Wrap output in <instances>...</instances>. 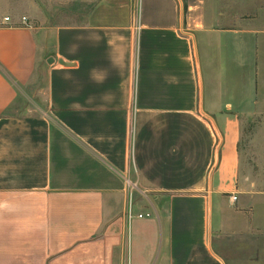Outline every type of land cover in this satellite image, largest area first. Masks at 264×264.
Masks as SVG:
<instances>
[{"label": "crops", "instance_id": "1", "mask_svg": "<svg viewBox=\"0 0 264 264\" xmlns=\"http://www.w3.org/2000/svg\"><path fill=\"white\" fill-rule=\"evenodd\" d=\"M35 6L0 0V264H237L264 233L227 208L264 204V0Z\"/></svg>", "mask_w": 264, "mask_h": 264}, {"label": "rangeland", "instance_id": "2", "mask_svg": "<svg viewBox=\"0 0 264 264\" xmlns=\"http://www.w3.org/2000/svg\"><path fill=\"white\" fill-rule=\"evenodd\" d=\"M35 8L26 13L27 24L32 25L34 28L57 26V25H74L81 24L86 21L87 15L92 10L94 4L98 0H34ZM32 93L20 95L17 99L14 108L10 111L13 113H26L29 110V106H33ZM26 99H24V98ZM263 146V156H261V170L262 176L259 178V186L264 189V142L261 143ZM252 161V173H248L245 180L248 182L250 179L254 181L258 179L259 166L255 162L254 158ZM248 176L250 178H248ZM251 185V182H250ZM252 186V185H251ZM249 187V184L247 185ZM240 191L248 193L252 191L246 187H240ZM252 189V188H251ZM238 195V193L234 194ZM232 198V196H231ZM232 200V199H231ZM234 203H228L227 208L229 214H243L247 217L248 223H250L251 228L258 229L259 231L264 230V204L248 205L242 204V201L238 198L237 201H232ZM243 206L249 207V209L242 211ZM254 208V209H253ZM242 211V212H241ZM240 216V215H239ZM243 228V227H241ZM237 242L238 247H235V255L238 258L237 264H257L260 263L262 252L258 246L264 245V233L251 232L248 236H243L239 238ZM258 247V248H257Z\"/></svg>", "mask_w": 264, "mask_h": 264}, {"label": "built area", "instance_id": "3", "mask_svg": "<svg viewBox=\"0 0 264 264\" xmlns=\"http://www.w3.org/2000/svg\"><path fill=\"white\" fill-rule=\"evenodd\" d=\"M5 20L8 21L9 17H5ZM22 21H23L24 24H27V18L25 16L22 17ZM231 199H232V201H236L237 197L235 195H232ZM138 217H142V215L139 214Z\"/></svg>", "mask_w": 264, "mask_h": 264}, {"label": "water", "instance_id": "4", "mask_svg": "<svg viewBox=\"0 0 264 264\" xmlns=\"http://www.w3.org/2000/svg\"><path fill=\"white\" fill-rule=\"evenodd\" d=\"M62 63H64V62H62Z\"/></svg>", "mask_w": 264, "mask_h": 264}]
</instances>
